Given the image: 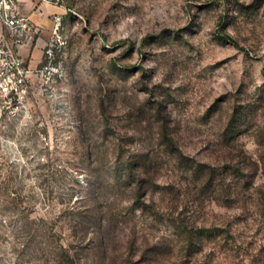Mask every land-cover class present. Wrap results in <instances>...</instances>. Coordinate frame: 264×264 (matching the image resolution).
Segmentation results:
<instances>
[{
    "label": "rangeland",
    "instance_id": "obj_1",
    "mask_svg": "<svg viewBox=\"0 0 264 264\" xmlns=\"http://www.w3.org/2000/svg\"><path fill=\"white\" fill-rule=\"evenodd\" d=\"M62 6L0 94V264H264V0Z\"/></svg>",
    "mask_w": 264,
    "mask_h": 264
},
{
    "label": "built area",
    "instance_id": "obj_2",
    "mask_svg": "<svg viewBox=\"0 0 264 264\" xmlns=\"http://www.w3.org/2000/svg\"><path fill=\"white\" fill-rule=\"evenodd\" d=\"M28 1V0H27ZM37 3H49L62 6L64 0H31ZM23 0H0V94L9 100L18 101L29 91L33 77H39L44 69L51 65L54 47L59 40V29L62 16L52 13L53 29L51 37L42 48L39 68H29L25 58L20 52V47L39 33L37 24L30 16L20 9ZM9 34H4V29Z\"/></svg>",
    "mask_w": 264,
    "mask_h": 264
},
{
    "label": "crops",
    "instance_id": "obj_3",
    "mask_svg": "<svg viewBox=\"0 0 264 264\" xmlns=\"http://www.w3.org/2000/svg\"><path fill=\"white\" fill-rule=\"evenodd\" d=\"M20 9L28 14L30 18L37 24L39 33L34 36L33 39H30L26 41L21 47L20 52L21 54L27 58L28 60L31 57V53L29 52V47L34 46L37 38H39V35L43 33V36H40L39 40V46L37 47L39 50V56L36 60V64L39 61V58L41 56V51L43 46L46 44L47 39L49 37L50 33V27L52 26V19L51 15L52 13H60L63 10V6H55L49 3H37L35 1L31 0H23V2L19 5ZM49 25L47 28L46 26ZM32 43V44H31ZM36 66V65H35ZM33 68V67H31Z\"/></svg>",
    "mask_w": 264,
    "mask_h": 264
},
{
    "label": "trees",
    "instance_id": "obj_4",
    "mask_svg": "<svg viewBox=\"0 0 264 264\" xmlns=\"http://www.w3.org/2000/svg\"><path fill=\"white\" fill-rule=\"evenodd\" d=\"M222 38L226 39V40H232V38L230 36H228V35H225V36L223 35ZM142 203H143L144 206H147V203H145L144 201Z\"/></svg>",
    "mask_w": 264,
    "mask_h": 264
}]
</instances>
